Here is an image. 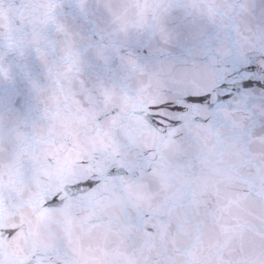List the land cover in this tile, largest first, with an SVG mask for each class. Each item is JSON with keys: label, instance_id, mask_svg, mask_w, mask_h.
Returning a JSON list of instances; mask_svg holds the SVG:
<instances>
[{"label": "snow or ice", "instance_id": "snow-or-ice-1", "mask_svg": "<svg viewBox=\"0 0 264 264\" xmlns=\"http://www.w3.org/2000/svg\"><path fill=\"white\" fill-rule=\"evenodd\" d=\"M248 136L264 145V0H0V264H145L116 232L161 218L136 188ZM237 173L264 174V147ZM250 241L178 264H264V236Z\"/></svg>", "mask_w": 264, "mask_h": 264}, {"label": "water", "instance_id": "water-1", "mask_svg": "<svg viewBox=\"0 0 264 264\" xmlns=\"http://www.w3.org/2000/svg\"><path fill=\"white\" fill-rule=\"evenodd\" d=\"M258 145L251 136L226 139L212 147L193 146L189 156L194 172L178 171L176 162H161L157 168L154 187L140 184L133 195L137 206L152 208L161 218L155 221V230L147 237L139 236L133 226L125 225L116 230L133 245L132 252L145 264L155 257L157 264H178V257L185 250L221 251L250 246V235L264 236V206L252 201L254 196H264V174L253 173L248 177L238 175L237 169L250 163L257 155ZM193 193L188 207L173 215H165L170 201L183 192ZM127 197L118 195L117 205H123ZM208 209L207 214H203ZM201 213V215H196ZM239 223L246 231L241 236ZM38 242H54L55 229L45 225ZM235 236V239H233ZM203 264H217L211 256Z\"/></svg>", "mask_w": 264, "mask_h": 264}]
</instances>
